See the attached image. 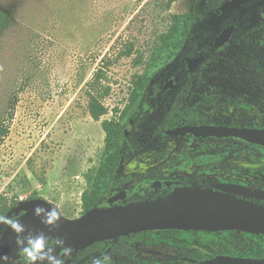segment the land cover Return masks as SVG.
<instances>
[{
	"label": "rangeland",
	"instance_id": "1",
	"mask_svg": "<svg viewBox=\"0 0 264 264\" xmlns=\"http://www.w3.org/2000/svg\"><path fill=\"white\" fill-rule=\"evenodd\" d=\"M215 1L221 6L229 0ZM208 2L0 0V10L9 16L0 36V125L7 127L0 144V215L12 205L41 198L63 217L80 218L86 175L96 174L104 151L101 122L120 120L133 82L140 77L151 78L143 95L145 108L138 104L126 112L125 159L118 172L121 179L132 177L131 184L141 187L134 202H141L152 188L154 178L146 173L195 163L202 143L188 136L161 138L157 125L179 113L186 91L198 84L199 67L186 71L185 62L204 48L201 21L169 63L154 58L153 51L173 17L195 7L204 14ZM259 4L250 0L240 9L255 14L262 8ZM238 10L227 19H234ZM209 35L213 39L214 31ZM169 80L172 88L158 99L151 96L154 84L162 88ZM90 81L93 89L87 86ZM89 93L106 109L98 121L88 112ZM119 191L128 192L126 186L113 190L96 208L133 203L127 197L108 202ZM197 236L193 231L133 234L113 242L108 258L116 264H161ZM108 243L83 254L96 253Z\"/></svg>",
	"mask_w": 264,
	"mask_h": 264
},
{
	"label": "flooded vegetation",
	"instance_id": "2",
	"mask_svg": "<svg viewBox=\"0 0 264 264\" xmlns=\"http://www.w3.org/2000/svg\"><path fill=\"white\" fill-rule=\"evenodd\" d=\"M249 2L250 0L237 8L221 13L227 16L229 13L236 12L240 7L249 5ZM258 2L262 7L259 12L254 14L242 12L240 9L234 19L222 20L224 26L222 28L218 26L211 40L209 34L212 30L206 28L207 22H202L201 33L205 38L204 48L200 55L194 57H202V61L197 66L200 69L201 83L191 86L186 91V103L179 112L192 124L178 127L212 126L264 133V0ZM256 18L259 19L256 20ZM229 27L233 29L228 41L215 48V39ZM185 68L190 71L186 62ZM164 87L165 85L162 88L158 87L163 92L158 93L157 97L164 94L166 90ZM151 96H153L152 91ZM186 111L187 114L184 113ZM184 136L202 143L195 163L171 165L153 173H146L145 176L154 178V181L151 183L152 188L148 190L147 196L142 201L165 197L178 188L216 190L218 186H235L246 192L236 193L233 196L264 207V145L235 137L198 138L191 134L165 135L166 139ZM128 178L132 180V177ZM137 187L139 188L136 196L138 199L142 189L139 185ZM125 193H127V198L131 197L129 191ZM193 232L198 235L197 239L183 250L166 256L161 264H181L182 262L201 264L222 256L264 262L263 233L243 230L206 232L214 233V237L206 240L205 237L196 233L204 231ZM122 238L124 237L102 241L110 243L90 255L83 253L102 242L82 250L68 249L67 252H65V247H59L57 255L63 259L64 264H94L96 259L103 260L105 257H110L115 248L113 242ZM21 258L23 259V256H19L18 253L13 264ZM109 261L110 264H116Z\"/></svg>",
	"mask_w": 264,
	"mask_h": 264
},
{
	"label": "water",
	"instance_id": "3",
	"mask_svg": "<svg viewBox=\"0 0 264 264\" xmlns=\"http://www.w3.org/2000/svg\"><path fill=\"white\" fill-rule=\"evenodd\" d=\"M248 0H229L219 7L220 12L237 8ZM264 14V11H263ZM232 27L222 31L215 39L214 47L226 43ZM202 61V57L188 59V69L191 71ZM169 80L164 89L170 88ZM191 134L194 137H235L244 141L264 145V133L212 126H183L166 131V136H182ZM246 190L235 186H218L212 189L178 188L162 198L133 202L126 205L98 209L93 208L80 218L70 220L63 217L58 227L50 231L39 220L33 217V208L53 206L42 199L28 200L17 206L16 217L26 226L28 231L44 232L54 242L57 238L64 240V247L69 250H82L95 243L125 237L147 231L178 230L219 232L227 230H243L264 234V207L233 196ZM127 193L118 192L112 195L108 202L122 200ZM15 237L10 231H5L0 239V256H7V264H13L19 251L14 243ZM201 264H264L241 258L215 257Z\"/></svg>",
	"mask_w": 264,
	"mask_h": 264
},
{
	"label": "trees",
	"instance_id": "4",
	"mask_svg": "<svg viewBox=\"0 0 264 264\" xmlns=\"http://www.w3.org/2000/svg\"><path fill=\"white\" fill-rule=\"evenodd\" d=\"M171 1L175 0H170V2ZM200 1L202 0H196V3H199ZM206 2H208V6L204 10V14H201L200 11H198L199 9L195 7L190 13H185L180 16L173 17L168 31L165 34L160 35L159 39L157 40L158 43L153 51L154 58L160 56L164 65L169 63L181 50L183 44L190 34L191 29L195 27V23L197 22V20L201 21V29L203 24L202 22H207V24L205 25L206 28L212 31H216L219 27L222 28L224 26V23L222 24V20H226L227 16L222 15V13L218 11V7L220 6L221 1L217 2L215 0H206ZM257 19L259 18H256V20ZM8 23L9 16L3 10H0V36L7 29ZM143 77L147 76L144 75ZM150 79V77H140L133 82V87L128 99V105L126 109L120 114V120H105L101 122V127L105 133L104 151L100 161V166L96 170V174L94 176L86 175L88 188L83 192L81 197L82 215L90 211L91 209L96 208L97 203L104 196L109 195L113 190H121L122 188H125V186L131 194V200L133 202L137 200L136 196L137 192H139V188L137 187V185L134 186V184H131V180L128 177L121 179L118 176V172L121 168V162L125 159L123 148L125 138L124 119L127 114L126 112L127 110L137 107L138 104L141 105V108H145V100L143 95L147 91V85L150 82ZM93 82L94 81H90L89 83H87V86H90V89L94 88ZM197 83H201L200 79H198ZM162 92L163 91L158 88V85L154 84L152 93L153 96L156 97V99H158L156 95ZM157 102L160 101L157 100ZM185 103L186 101L183 102V107L185 106ZM87 108L89 115L95 121H98L106 113L105 107L100 103L99 99L91 93L88 94ZM184 124H192V122L188 121V119L184 118L183 115L179 113L176 116H168L162 124L157 125V130H159V135L161 138H166L164 134L165 131ZM6 133L7 127L0 125V144L3 141ZM16 208L17 205H12L7 208L1 215H8L16 218L22 214L15 213ZM176 232L185 233L182 231ZM196 233L205 237L206 240H210V237H214V233ZM49 243L55 244L52 239L49 240ZM19 256H23L22 253L19 252ZM181 264L187 263L182 262Z\"/></svg>",
	"mask_w": 264,
	"mask_h": 264
},
{
	"label": "clouds",
	"instance_id": "5",
	"mask_svg": "<svg viewBox=\"0 0 264 264\" xmlns=\"http://www.w3.org/2000/svg\"><path fill=\"white\" fill-rule=\"evenodd\" d=\"M33 217L50 231H54L60 222V211L55 206H41L33 208ZM5 231H10L15 237L17 250L23 255V264H64L63 259L57 255V248L64 247V240L57 238L55 246H50V237L44 232L33 233L18 218L0 215V239ZM68 249L65 248V252ZM8 257L0 256V264H7ZM94 264H110L109 258L96 259Z\"/></svg>",
	"mask_w": 264,
	"mask_h": 264
}]
</instances>
